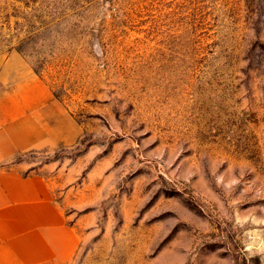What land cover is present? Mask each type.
Listing matches in <instances>:
<instances>
[{"label": "rangeland", "instance_id": "rangeland-1", "mask_svg": "<svg viewBox=\"0 0 264 264\" xmlns=\"http://www.w3.org/2000/svg\"><path fill=\"white\" fill-rule=\"evenodd\" d=\"M14 56L72 133L7 164L54 181L68 264H264V0H0Z\"/></svg>", "mask_w": 264, "mask_h": 264}, {"label": "crops", "instance_id": "crops-1", "mask_svg": "<svg viewBox=\"0 0 264 264\" xmlns=\"http://www.w3.org/2000/svg\"><path fill=\"white\" fill-rule=\"evenodd\" d=\"M55 107L46 83L9 58L0 72V264H68L80 247L52 178L7 165L26 151L69 142Z\"/></svg>", "mask_w": 264, "mask_h": 264}]
</instances>
